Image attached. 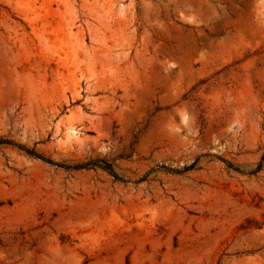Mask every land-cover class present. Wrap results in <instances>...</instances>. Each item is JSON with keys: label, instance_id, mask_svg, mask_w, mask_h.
I'll use <instances>...</instances> for the list:
<instances>
[{"label": "rangeland", "instance_id": "374dc122", "mask_svg": "<svg viewBox=\"0 0 264 264\" xmlns=\"http://www.w3.org/2000/svg\"><path fill=\"white\" fill-rule=\"evenodd\" d=\"M0 139V264H264V0H0Z\"/></svg>", "mask_w": 264, "mask_h": 264}, {"label": "trees", "instance_id": "16d2710c", "mask_svg": "<svg viewBox=\"0 0 264 264\" xmlns=\"http://www.w3.org/2000/svg\"><path fill=\"white\" fill-rule=\"evenodd\" d=\"M0 143H9V144H14L12 141H9V140H3V139H0ZM25 152H27L28 154L32 155V156H35L37 158H40L48 163H51V164H55V165H58V166H64V167H70V166H67V165H63L61 163H58V162H55V161H52L51 159H48V158H45L43 157L40 153H38L36 150L34 149H29V148H26V147H23ZM228 166L232 167V164L230 163H227ZM100 166L101 168H103L104 170H106L107 172H109L115 179H119V180H123L121 179V177H119V175L114 171L111 163H109L108 161H105L103 159H100V160H96V161H88V162H83V163H78V164H75V165H72V168H85V167H90V166ZM195 165V162H193L192 164H190L189 166H185L183 168V170H188V169H191L193 168ZM259 169H261V162H259V164L257 165L256 169H254L252 172H256L258 171ZM172 171H174L175 169H170ZM182 171V170H181Z\"/></svg>", "mask_w": 264, "mask_h": 264}]
</instances>
